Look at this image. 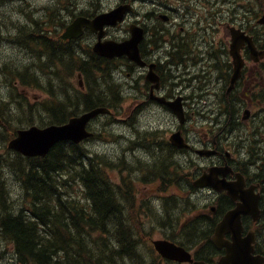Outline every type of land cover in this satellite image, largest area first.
I'll return each instance as SVG.
<instances>
[{
    "label": "trees",
    "instance_id": "trees-1",
    "mask_svg": "<svg viewBox=\"0 0 264 264\" xmlns=\"http://www.w3.org/2000/svg\"><path fill=\"white\" fill-rule=\"evenodd\" d=\"M258 1L259 7L263 8L264 0ZM16 36L18 37V35ZM42 44L50 47L47 41ZM78 55L87 57L85 50L77 51L75 47L74 51L71 44H65L63 50L58 51L57 55L59 58L69 59L68 63L66 60H61L63 64L67 63V67L75 59V69L82 73L89 88L88 93L76 94L75 110L80 108V103L84 104L86 108L96 105L110 107L117 105L120 100L119 85L113 81L109 86H106L111 79L107 78L110 74L109 65L106 64V71H103L99 65L104 64L103 58L95 56L96 60L82 61ZM83 67L89 74L105 73L98 75L101 80L91 83L87 74L82 70ZM1 100L0 96V102ZM71 103V99L63 100L59 101L56 106L48 107L51 117L59 122L67 120L65 106L71 105ZM1 117L4 116L1 115ZM4 128H12L10 131L16 132L18 126H13L8 120L0 122V137L6 140L7 136H2L6 132L3 130ZM177 151L176 149L174 159L167 156L160 157L161 160L152 163L144 162V175L151 174L152 180H160L164 190H167L172 184L183 189L182 181L187 179V174L184 172L186 169L191 171L193 162L189 160L188 164L187 161H181ZM258 151H252V155L258 157ZM83 156L85 157L84 163L81 161ZM259 157L262 158V162L255 176L264 189V156L259 155ZM23 159V157H17L14 163L17 165V170H15L22 172L25 176V165L21 161ZM28 159L30 161V179H36V183L30 184V179L25 178L23 181L32 198L30 207L36 217L26 224L23 218L16 216L6 224L10 236L16 241L17 246L21 247L18 248L22 260L27 256L31 260V264H125L124 259L129 258L132 260V264H151L146 258V251L152 250L148 240L149 233L143 230L144 218L141 217V213L135 205L136 196L133 193L135 189L127 182H124V186L110 182L104 167L105 164L107 165V160L103 156L91 155L84 146L63 141L57 143L46 157ZM54 163L56 164L55 170L51 168ZM78 163H80V167ZM244 171L249 174L248 166ZM60 173H64V179L60 178ZM190 175L192 176L194 173L190 172ZM77 180L84 183H82L85 187L84 199H88V203L84 201L81 204V201L76 198L70 199L65 194L66 185H71ZM60 183L65 189H61L59 192ZM193 188L192 180H190L187 190ZM11 195V198L20 201L18 195L14 197L13 194ZM219 197L225 200L228 198L225 193L220 194ZM8 198L9 196L6 197V199ZM121 198L125 200L121 201ZM178 200L176 196L166 199L162 205L164 211L160 213V217L150 215L147 222L167 227L169 229L167 237L173 238L187 247H193L200 242H203L204 245L211 244L213 217L204 214L182 222L180 216L173 215L175 206L172 204L178 203ZM184 201L185 209H188V205L194 207L190 195L188 200ZM120 206L125 220L118 214L121 212ZM129 208L132 210L133 220L127 217L128 214L126 215ZM148 210L151 211L150 208ZM111 212L115 214L111 216ZM223 212L224 209L220 206L215 216L217 217ZM173 217L175 219L172 221ZM40 224L42 225L41 229L39 228ZM178 227L180 231L175 233Z\"/></svg>",
    "mask_w": 264,
    "mask_h": 264
},
{
    "label": "rangeland",
    "instance_id": "rangeland-1",
    "mask_svg": "<svg viewBox=\"0 0 264 264\" xmlns=\"http://www.w3.org/2000/svg\"><path fill=\"white\" fill-rule=\"evenodd\" d=\"M78 1V7L76 10H79V6H80V0ZM91 0H87V3L90 2ZM117 0H102V4L104 7H107L109 5H112L116 2ZM57 2V0H23V1H19V0H12L9 1L3 5H0V23H6L7 25H9V29L10 30H15V32L17 31V29L15 28V24L12 23L11 20H17L19 17L20 19H22V22L25 23L26 20H31V17H38L40 15H42L46 9L45 7L47 5H55V3ZM75 2V0H74ZM257 1L256 0H239L238 3H241L243 6H252L255 5ZM86 3V4H87ZM142 3L144 5H150L152 7H157L160 8L161 4L158 3H154L152 0H142ZM19 8H25L26 13L23 12H19ZM65 15V17H68L69 14L67 13H62ZM115 33L117 34H123L124 33V28L122 26H120L119 28H117L115 30ZM93 40L87 39L86 37H84L80 42H79V47L80 49L84 48L85 44H88L90 42H92ZM14 42V41H13ZM19 42V40H17V43ZM35 47H40V48H48V45L45 44H33ZM84 51V50H83ZM28 54L30 57L32 58H37L35 55L31 54L30 52H22L18 46L11 44V40L9 41H4V42H0V69H8L11 66H13L16 63V60H19L21 58H23L25 56V54ZM55 69V68H54ZM98 74H102V72H98ZM118 76L119 81H123L125 79V74L121 73ZM115 79H109V83L106 84V86H109ZM70 81L72 83L71 77H70ZM73 84L76 86L79 84V77L77 74H75V77L73 78ZM3 86V87H2ZM0 84V89H3V93H1L2 97H7L10 99V103L12 102H16L14 101V99L10 96L9 92L11 91L10 89L6 88V86ZM120 89L122 90V93L125 94V90L123 85L119 84ZM196 93H198V88H195ZM205 89H203L202 91H204ZM25 94V97L22 99L23 103L26 104H34V100H36V102H38V104L40 105L42 98L44 97L45 101L48 100L49 98V94L48 93H40V91L36 88H31L27 93L23 92ZM57 95H59V92L57 91ZM33 98V99H32ZM76 98V97H75ZM27 100H31L32 103H28ZM129 101V100H128ZM9 103V104H10ZM38 105V106H39ZM202 106V105H201ZM123 111L122 113L118 116V118L115 119V122L111 125V124H104V127H106L107 129V133L104 136H99L97 137V139L95 140H91L85 143V147L94 151V152H99L101 155H107V153H114V154H122V153H127L129 157H133L134 153L133 152H127L126 151V147H127V138L128 137H136L138 135L139 131H144L145 129H149V128H155V127H159L162 128L165 131V136L168 135V130L172 127L175 126L176 124V119L172 116V114L166 112L164 109H162L161 107L157 106V105H152V107L150 109H146L143 112L140 111V109H135L132 107V105L129 103H127L126 101L123 102V107H122ZM189 112H191V117L190 120L188 122L187 125V134L193 139V141H199V139L204 137V133L210 129V125H211V120L204 116L199 114V112L201 110V108H192L191 105L188 106ZM132 113V114H131ZM131 114V117L129 116ZM27 115L26 112L24 111L23 114V118L26 119ZM106 117L104 116H100L97 120H95L94 123V128L98 131L99 128L103 127V122L105 121ZM136 121L135 125L137 124V122H139L137 128H133L134 125H131V122ZM155 126V127H154ZM247 126V125H245ZM113 133V136H110L109 134ZM127 134V136L121 135V134ZM121 135V136H120ZM235 136V134L233 135ZM141 150L146 153V158L147 159H152L153 156L150 152H148L146 149L141 148ZM138 152V151H137ZM246 152V151H245ZM245 154V153H244ZM191 155L198 161L199 164H205V163H209L210 159L205 158V157H200L198 156L196 153H191ZM0 156H4V157H8V158H12L15 157V155H9L5 149V146L3 144V142L0 140ZM236 156H243V154H239L237 152ZM235 156V157H236ZM127 157V158H129ZM200 157V158H199ZM80 167V164H78ZM75 167H76V163H75ZM11 171L10 166H5L3 167L2 170V176L7 175L8 172ZM13 175L17 177V174L21 177V179L23 180L25 178V176L23 175L22 172H18L16 173L13 169H12ZM52 174V172H51ZM67 176L68 174L65 173ZM61 179L65 178V175H61L60 176ZM28 179H30V177L28 176ZM80 181V180H77ZM138 181V180H136ZM30 184H32L33 182L36 183V179H30L29 180ZM140 185H139V190H142L143 188V183L142 181H139ZM158 186L159 183H153V184H148V187L152 190H149L147 188V190L145 189L144 194L145 196H147V198H145V204H147L148 202L151 203V196L154 198L158 193ZM76 189H79V186L77 185ZM154 190V191H153ZM71 191H73V193H75V198L78 201H81L80 203L83 204L82 202L85 201V203H88L87 200L84 199L83 196H79L80 192L79 191H75L74 189H71ZM171 193V192H169ZM189 195L188 192H184V196L187 197ZM9 197L12 195H8ZM15 195L13 194V197ZM216 194H213L212 192H208V190H199V192H196L194 194V200L197 202L198 204V208L196 209V213L201 214V213H208L210 211V206L213 204H216L217 200L215 199ZM70 199H74L72 198V196L69 195ZM155 200V199H154ZM156 202H158L157 200H155ZM179 207H175L174 209V213L173 215H176V212L178 210ZM146 211V209H145ZM8 212L10 214H12L13 216L10 217L9 222H11V220L13 218H16V213H20V208L19 207H12V205L9 207ZM157 218L160 217V213L157 214L156 216ZM20 218V217H19ZM182 219H186V215L183 216ZM147 226V231L151 232L150 236L152 238H160L162 237L160 230L161 228L159 226L156 225V229L151 230V224L146 223ZM118 230V229H117ZM19 248H21L18 245ZM6 249H3V254L0 258V262L2 264H6L8 257L5 254ZM154 257V255H153ZM152 259V258H150ZM168 264V263H165ZM169 264H173V263H169Z\"/></svg>",
    "mask_w": 264,
    "mask_h": 264
},
{
    "label": "water",
    "instance_id": "water-1",
    "mask_svg": "<svg viewBox=\"0 0 264 264\" xmlns=\"http://www.w3.org/2000/svg\"><path fill=\"white\" fill-rule=\"evenodd\" d=\"M131 6L121 5L115 10H112L108 13H103L97 16L94 20H90L88 18H77L75 20V24L72 25L68 31L67 35H72L75 33V36H78L82 33V28L84 25L92 27L93 29L103 28L106 23H116L118 20H122L123 15L127 9ZM261 21H264L262 19ZM133 32H137L136 29L132 28ZM138 33V32H137ZM103 33L100 34V38ZM139 37H136L132 41H127L123 43H113L109 42V44L98 42L95 45V50L101 54L105 55H114V54H122L128 53L132 58L138 60L139 52H138V41ZM240 46V45H239ZM237 49V47H236ZM234 48L232 51L235 54L236 58H238L237 54H239ZM241 65V64H240ZM240 69L237 68V71ZM174 110L181 117V121H184L183 110L179 103L173 105ZM100 111H104V109L92 110L83 114L80 117H76L70 121L69 124L65 126H51L46 129H39L36 127H32L25 131H20L19 136L13 139L10 142V147L15 148L26 155H45L49 148L57 143L59 140L63 139H72L76 142L82 140L86 136L91 133L86 130L87 121L97 114ZM172 141L178 146H187L184 138L181 135V132L178 131L171 136ZM201 154H212L214 151L202 149L199 150ZM229 171H232L231 166H212L209 168V171L204 172V174L196 180L197 185H212L219 190L226 189L228 193L233 198H242L244 200L243 203L238 204L237 208L231 210L224 218V220L217 226V231L225 232L226 230H232L235 237L234 243H228L222 239L219 235L216 239L218 245H227L229 256L227 257L226 264H229V259L233 256L242 252V250L250 253L253 250V245L251 244V238L247 241V239H242L241 237V215L242 214H251L255 218L259 215V207L258 201L260 195L253 193L252 190L244 189V180L242 176H239L237 181H227L226 178H220L219 174L226 175ZM156 248L165 256L179 259V260H191L190 254L180 246H177L175 243H172L168 240H155L154 241ZM224 262V260H222ZM196 264H206L204 262H196Z\"/></svg>",
    "mask_w": 264,
    "mask_h": 264
},
{
    "label": "flooded vegetation",
    "instance_id": "flooded-vegetation-1",
    "mask_svg": "<svg viewBox=\"0 0 264 264\" xmlns=\"http://www.w3.org/2000/svg\"><path fill=\"white\" fill-rule=\"evenodd\" d=\"M12 1V0H10ZM9 2V1H8ZM186 0H174L172 3H170V11L169 13H163L167 15V19L169 20V26L171 27L170 35L176 34V28H177V17H182L185 21H189V24L187 26L179 25L178 28L182 33H184L187 37L188 34L192 30L193 23L188 19V15L191 12V6L188 4H185ZM86 3L82 2L79 6V13L82 15L90 16L92 12L86 11ZM73 13L70 12V8L67 9V12L70 13V17L75 18V5L72 7ZM58 16L57 19L63 17L62 12L64 11V6L58 7ZM136 18H129L127 20V23H131L133 21H137L141 27H143L145 31V38L140 44V51L142 54L143 59L147 62V65L144 67H139L135 64L128 65L127 75L125 79L120 83V85H123L125 88L128 85V82L130 79H133L135 84H138L136 88H138L139 92H142V95H138L136 97L137 106H147L150 103H152V99L150 97L152 83L146 79V71L149 68V64L152 62L156 63V71L161 76V87L158 89H155V92L159 94H163L166 97H172L174 96V89L173 86L167 83L166 81V70L162 68V58L157 57L154 54V49L148 47V41L151 38L152 33L158 28L160 25V19L164 18V16H161L162 11H153L151 13H144L143 10L137 9L135 12ZM92 16V15H91ZM128 18V17H127ZM163 20V19H162ZM0 25H7L6 23H0ZM118 27V26H116ZM116 27H108L107 32L109 37L117 38V39H123L127 35H116L113 32V29ZM11 34L9 31L2 37H0V42L9 41ZM169 45V52L167 54V65L168 67L177 72V74L180 76L181 73H186L189 67H191L192 73H193V88H200L204 85H206L208 88L215 89V90H221L225 91L227 86L223 79L224 75L223 73H219V71H216L217 75H212L210 70L215 67H221V66H227L230 69V62L224 61L221 59V57L218 54H213L208 51V45L205 41H200L198 45L195 47V57H192L189 53V46H183L181 43L176 42V38L172 37ZM30 44H42L46 42V39L41 38L35 41H27ZM12 44V43H11ZM16 45L17 44H13ZM24 45V44H23ZM25 46V45H24ZM27 47V46H26ZM56 47H63L62 45L59 46H53ZM213 56H209V55ZM188 67V68H187ZM255 69V63L252 60H248L246 64L245 70L247 71H254ZM204 74H210L212 75V78L210 81L205 84V81L202 80V76ZM139 75V76H137ZM176 76V82L180 89L184 88L183 80ZM251 79L248 77H243V80L239 83V86L242 87V91L246 92L251 87ZM196 90L194 89L193 93L189 96V102L191 104L197 103V99L201 98L202 96L206 97V93L204 91H199L198 95L196 96ZM196 96V97H195ZM226 104V103H225ZM139 124V123H138ZM137 125H134L133 128H137ZM132 125V124H131ZM124 136H128L127 134H121ZM120 135V136H121ZM221 133H218L216 136H214L212 139H210V135L207 134L205 143L209 142L213 146H215L218 150V156H217V162L224 163L227 161L226 157V151H224L225 146L221 143L220 139ZM228 141V139H227ZM158 161L161 160L160 158L157 159ZM164 162L166 160H163ZM69 196L68 194H66ZM175 207H179V205L172 204ZM175 217H173L171 220H174ZM167 228V227H166ZM254 228V226L245 228V234L248 233V230ZM221 250L219 254L213 255L208 258V261L210 263H215L219 261V258L225 254V251L223 249Z\"/></svg>",
    "mask_w": 264,
    "mask_h": 264
},
{
    "label": "bare ground",
    "instance_id": "bare-ground-1",
    "mask_svg": "<svg viewBox=\"0 0 264 264\" xmlns=\"http://www.w3.org/2000/svg\"><path fill=\"white\" fill-rule=\"evenodd\" d=\"M8 0H0V5H3V4H5L6 2H7ZM8 28H9V25H0V37H2V36H4L7 32H8ZM44 39H46V41L48 42V44L50 45V46H59V45H62V46H64L63 44H60V43H58V39L55 37V36H46V37H43ZM25 46H24V45ZM23 44H21L20 46L19 45H17L18 46V48L21 50V51H23V52H30L31 54H33V55H35L37 58L39 57V55H37L38 54V52L42 49V51H44V49H46V48H40V47H35L33 44H30L29 42H24ZM27 46V47H26ZM80 50H85L86 51V54H87V57L89 58L88 60H94L95 59V56H94V54L87 48V47H84V48H82V49H78V51H80ZM96 60V59H95ZM99 61V60H98ZM99 64V63H98ZM100 66H101V68L103 69V71H106V66H104V65H101V64H99ZM82 70L87 74V76L89 77V80H90V82L91 83H93L94 81L96 82V81H99V80H101L99 77H98V72L96 73H94V74H89L88 72H87V70H86V68L85 67H83L82 68ZM103 74L105 73V72H102ZM112 78V79H115V75H114V73H110V74H108V76H107V78ZM135 123H136V121H133V122H131V124L132 125H135ZM139 122H137V124H138ZM136 124V125H137ZM98 156H102L101 154H97ZM48 158V157H47ZM81 161L84 163L85 162V157L83 156V157H81ZM64 163V162H63ZM55 164V163H54ZM52 165L51 166V168L52 169H54L55 170V168H56V164L55 165ZM78 164H80V163H78ZM104 167H105V165H104ZM58 168V167H57ZM106 169V168H105ZM107 172V171H106ZM64 173H60L59 174V176H61V175H63ZM30 183V182H29ZM33 184H34V182H33ZM33 188V187H32ZM32 192V191H31ZM33 192H34V190H33ZM9 194H10V191H9ZM38 195H39V193H38ZM7 197V196H6ZM120 198V197H119ZM88 200V199H87ZM121 201H123V200H125L124 198H121L120 199ZM89 202V201H88ZM122 205V204H121ZM175 205H179L180 206V204L179 203H176ZM111 207V206H110ZM121 207V206H120ZM103 209V208H102ZM105 211V210H104ZM108 211V210H107ZM106 211V212H107ZM164 211V206H161V207H159V208H157V209H153V210H151V211H149V215H154L155 217L157 216V214L158 213H162ZM115 213H112L111 212V216H113ZM120 216H121V218L123 219V220H125L124 218H123V210H122V207H121V212L120 213H118ZM128 214V215H127ZM156 214V215H155ZM105 215V214H104ZM103 215V216H104ZM126 215H127V217H132V213H131V211L129 210V212L127 211L126 212ZM110 216V217H111ZM138 219H141V217H138ZM173 221V220H172ZM179 228V227H178ZM178 228L176 229V230H178ZM175 230V231H176ZM168 231H169V229H167L166 228V232L168 233ZM33 252V251H32Z\"/></svg>",
    "mask_w": 264,
    "mask_h": 264
}]
</instances>
